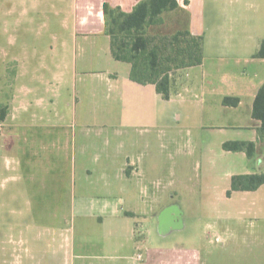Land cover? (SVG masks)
<instances>
[{
  "label": "crops",
  "instance_id": "obj_1",
  "mask_svg": "<svg viewBox=\"0 0 264 264\" xmlns=\"http://www.w3.org/2000/svg\"><path fill=\"white\" fill-rule=\"evenodd\" d=\"M142 1L0 0V17L8 19L11 33L38 27L45 34L72 33L86 42L91 36L101 37L111 53L104 5L131 13ZM176 1L179 8L162 15V30L170 34L189 30L202 37L203 63L171 74L170 100H164L155 85L133 82L128 63L121 62V71L105 78L109 90L124 98L126 113L124 124L104 137V144L117 138L120 148L85 167L82 178L95 176L105 186L81 202L75 167L68 191L62 189L61 172L70 149L76 164V131L73 135L68 131L76 125L67 121L73 113L76 65L53 54L52 45L16 41L7 46L14 74L1 121L0 208L6 217L1 216L0 223L7 232L1 264H207L199 249L153 248L148 237L153 221L165 236L186 231L173 208L153 203L157 197L150 183L159 162V104L168 115L177 110L179 120L184 112L198 118L202 129L214 133L219 155L238 160L235 166L240 168L225 174L224 196L231 202L216 224L224 235L216 241L226 255L217 264H264V185L227 196L233 176L264 174L261 122L252 116L264 85V59L255 58L264 41V0ZM11 21L17 25L10 26ZM225 98L240 102L237 107L225 106ZM205 136L209 146L211 135ZM237 141L256 144L254 156L223 149L225 143ZM83 190L88 193L89 187ZM154 209L165 213L158 215L151 212ZM50 210L55 211L53 219ZM234 222L257 228L240 233L232 229Z\"/></svg>",
  "mask_w": 264,
  "mask_h": 264
},
{
  "label": "rangeland",
  "instance_id": "obj_2",
  "mask_svg": "<svg viewBox=\"0 0 264 264\" xmlns=\"http://www.w3.org/2000/svg\"><path fill=\"white\" fill-rule=\"evenodd\" d=\"M9 25L14 27L17 24L11 21ZM8 29V19L0 17V96L4 98L0 102V109L4 108L6 114L5 95L10 90L14 74L13 63L8 62L10 55L6 49L10 43L24 41L30 45H52L56 47L53 54L57 53V57L73 61L76 65L73 113L67 119L76 125L68 129L71 135L76 131V164L73 163V151L70 149L65 154V161L61 163L62 189L68 191L66 189L72 181L70 175L75 167L79 201L83 197H92L96 188L104 189L105 183L95 176L82 178V172L86 166L93 167L95 158L104 159L120 148L117 138L111 139L110 145L104 144V137L124 124L126 113L124 98L119 92L109 90L105 78L112 72L121 71L122 66L119 65L123 64L113 59L101 37L91 36L86 42L80 36L75 39L72 33L45 34L39 32L38 27L21 34L8 32ZM60 45H64V49ZM64 95V98L68 96L65 91ZM163 108V104L158 105L159 162L150 183L153 197H157V203H153L158 208H173L178 214L177 219L186 224V231L165 236L158 230L157 222L153 221L152 234L148 237L153 248H196L205 253L204 261L207 264H217L218 258L224 259L226 255L221 252L220 244L216 241L222 234L216 224L225 205L231 202L224 196L223 184L227 180L225 174L240 168L235 166H238V160L235 156L219 155L220 148L214 133L202 129L198 118L184 112V117L179 120L178 113L175 114L177 110L168 115L167 109ZM4 120H0V136L4 134V127L1 126ZM206 134L211 135L209 146H205ZM255 163L252 162V167ZM96 165L100 166L101 162ZM84 187H89L88 193H84ZM50 212L53 219L55 211ZM151 212L158 215L165 213L162 209ZM5 213V209L0 208V217L5 218ZM123 213L126 216L132 215L128 211ZM234 228L237 232L248 233L256 230L257 225L252 227L247 222L243 225L234 222ZM6 234L5 225L0 223V253L6 251ZM2 260L0 258V264Z\"/></svg>",
  "mask_w": 264,
  "mask_h": 264
},
{
  "label": "trees",
  "instance_id": "obj_3",
  "mask_svg": "<svg viewBox=\"0 0 264 264\" xmlns=\"http://www.w3.org/2000/svg\"><path fill=\"white\" fill-rule=\"evenodd\" d=\"M179 8L176 0H144L131 13L105 4L103 8L105 33L110 37L112 57L131 65L130 78L140 85H155L164 100H170L172 89L171 74L177 70L200 66L203 63L202 37L191 35L189 30L166 33L162 15ZM257 59H264V41L260 45ZM238 98H225L224 105L237 107ZM253 119L261 122L260 139L264 141V85L258 91ZM6 117V110L0 109V120ZM223 149L229 152H245L254 156L256 144L252 142H227ZM264 185V174L236 175L232 177L233 192H253Z\"/></svg>",
  "mask_w": 264,
  "mask_h": 264
}]
</instances>
